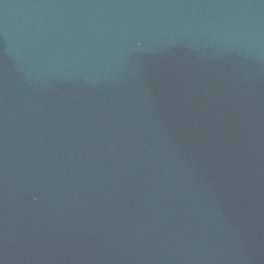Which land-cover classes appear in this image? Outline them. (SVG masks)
<instances>
[{
    "label": "water",
    "instance_id": "95a60500",
    "mask_svg": "<svg viewBox=\"0 0 264 264\" xmlns=\"http://www.w3.org/2000/svg\"><path fill=\"white\" fill-rule=\"evenodd\" d=\"M0 264H264V0H0Z\"/></svg>",
    "mask_w": 264,
    "mask_h": 264
}]
</instances>
